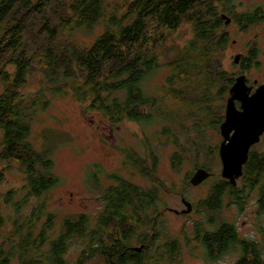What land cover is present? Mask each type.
<instances>
[{"label":"trees","instance_id":"1","mask_svg":"<svg viewBox=\"0 0 264 264\" xmlns=\"http://www.w3.org/2000/svg\"><path fill=\"white\" fill-rule=\"evenodd\" d=\"M65 1L0 0V163L16 164L24 174L27 189L20 201L14 200L15 191L1 197L0 228L6 222L1 204L12 207L14 216L10 220L13 231L0 243V264H10L15 258L17 264H67L66 255L76 244L82 251L75 264H86L96 254L107 264H178L182 245L166 235V228L161 229L163 205L157 187L142 190L113 176L116 184L102 192L105 208L95 221L86 213L60 216L48 211L43 199L59 181L52 175L53 153L59 140L41 137L42 146L36 149L31 136L49 101L45 92L53 97L70 94L78 103H90L84 113L92 111L113 125L122 119L137 124L153 121L151 116L140 115L138 108L155 102L144 84L156 74L157 58L135 52L145 41L150 21L157 24V38L181 23L192 25L190 47L195 50L191 58L195 65L184 75L188 85L200 81L210 87L220 76L213 56L222 53L228 43L227 35L219 33L224 23L217 14L216 1L72 0L71 6ZM236 20L247 29L264 21V14ZM98 27L103 32L90 45L74 38L78 32L89 34ZM181 56L186 58L182 52ZM255 61L252 51L246 61L248 68ZM109 63L114 67L105 74ZM36 66L43 72L42 88L26 96L22 91ZM167 81L174 94L173 77H167ZM193 98L190 94L184 104L191 108L203 101L192 103ZM222 120L212 125L218 127ZM164 133L176 142L173 129ZM151 168L155 170V161ZM243 172L236 186L222 178L213 182L197 205L205 219L200 224L204 227L193 238H185L198 243L207 262L235 254V264H264V243L241 237L223 215L231 205L238 211L245 210L247 196L255 191L258 208L264 212V151L251 149ZM145 176L150 174L146 172ZM30 200L41 203L32 206L29 213H21Z\"/></svg>","mask_w":264,"mask_h":264},{"label":"rangeland","instance_id":"2","mask_svg":"<svg viewBox=\"0 0 264 264\" xmlns=\"http://www.w3.org/2000/svg\"><path fill=\"white\" fill-rule=\"evenodd\" d=\"M71 1H65L66 5L71 6ZM216 7L218 16L226 15L231 22L219 31L221 35H227L228 43L222 53L213 56L219 64L220 76L211 82L210 87L203 86L200 81L188 85L184 75L191 73L195 65V59H191L192 55L195 56L194 48L190 47L194 38L191 24L181 23L177 29L165 31L158 38L154 35L156 22L146 24L145 41L135 48V52L142 57L154 54L158 70L144 84L146 93L155 102L146 107L140 106L138 112L151 116L153 121L137 124L122 119L113 125L108 118L92 111L84 113V108L90 103H78L70 94L53 97L45 92L49 101L34 125L31 143L38 149L42 146L41 137L45 136L50 141L59 140L53 153L52 170V175L59 181L43 199L48 211L60 216L86 213L95 221L105 208L102 192L116 184L113 176L142 190L157 187L163 205L160 207L163 216L161 229L166 228V235L178 239L182 245L178 264L236 263L235 254L207 262L198 243L193 240L187 242L185 238H193L195 232L204 227L200 224L205 219L197 205L207 196L213 182L221 179L219 146L222 137L219 126L215 127L212 123L224 120L228 91L233 81L243 74L251 85L254 82L264 85V21L244 29L236 20L245 15L264 14V0H218ZM222 21L224 23L225 20ZM102 32L103 28L98 27L89 34L78 32L74 38L79 43L90 45ZM252 51L256 53L255 67L246 71L244 65L234 64L237 55L241 54L245 59ZM181 52L186 58L181 56ZM188 54H191L190 58ZM113 67V63L107 64L105 74ZM34 69L29 84L22 91L26 96L35 95L42 88L43 72L38 66ZM205 75L211 78L210 73ZM169 76L176 84L174 94L167 81ZM190 94L195 97L192 103L203 101L189 108L184 101ZM170 129L177 135L175 143L164 133ZM252 149L264 151V137ZM153 161L154 171L151 168ZM139 169L150 177L140 173ZM198 169L208 171L212 176L201 185L192 186L190 179ZM0 173V202L1 197L10 191L16 192L15 201L23 199L27 189L20 168L16 164L8 166L7 163H0ZM255 192L247 196L245 210L238 211L231 205L223 211V215L225 220L234 224L241 237L264 243V212L258 208ZM182 199L191 204L192 210L187 215H176L174 211L187 209ZM39 202L41 200H30L23 205L21 213H29L32 206ZM1 207L6 220L0 228V243H3L13 231L10 220L14 214L12 207L3 204ZM191 245L195 246L192 248ZM81 251V245L72 246L66 255L67 264H75ZM10 264H17V258ZM86 264L107 263L104 257L96 254Z\"/></svg>","mask_w":264,"mask_h":264},{"label":"water","instance_id":"3","mask_svg":"<svg viewBox=\"0 0 264 264\" xmlns=\"http://www.w3.org/2000/svg\"><path fill=\"white\" fill-rule=\"evenodd\" d=\"M217 1V0H214ZM224 25L227 26L231 20L221 16ZM239 56L235 57L237 63ZM251 88L246 85L244 76L238 77L229 89V98L226 102L224 122L220 125V134L223 139L219 146V158L222 169L220 177L236 186L243 176V168L248 162L251 148L260 142L264 135V85L258 87L253 94ZM240 103V109L236 108L235 102ZM212 174L208 171L198 169L191 177L190 184L199 186ZM186 210L174 211V213L187 215L192 206L182 199Z\"/></svg>","mask_w":264,"mask_h":264},{"label":"flooded vegetation","instance_id":"4","mask_svg":"<svg viewBox=\"0 0 264 264\" xmlns=\"http://www.w3.org/2000/svg\"><path fill=\"white\" fill-rule=\"evenodd\" d=\"M237 56H239V59H238V62L237 63H235L234 62V64H236V65H238V64H242V65H244V68H245V70L246 71H248V69L250 70V69H252L253 67H255L254 66V64H252V66H251V68H248V63L246 62L247 61V58H245V59H243V57H241V54H239V55H237ZM234 60H235V58H234ZM240 76H244L245 78H246V85H247V87H250L251 88V93L250 94H253L254 92H255V90L258 88V87H260V86H262V85H258L257 84V82H254L252 85L249 83V80H248V78L246 77V75H240ZM240 76H238V77H240ZM238 77H236V79L238 78ZM235 79V80H236ZM235 80L233 81V83H232V85L234 84V82H235ZM232 85H231V87H232ZM228 93H229V91H228ZM227 102V101H226ZM235 105H236V108L239 110L240 109V103L238 102V101H236L235 102ZM224 122V120L221 122V124ZM220 124V125H221ZM220 125H219V128H220ZM221 135V134H220ZM264 137V135L263 136H261V139ZM261 139H260V142H261ZM222 141H223V139H222ZM221 141V142H222ZM258 145V144H257ZM256 146V145H255ZM255 146H253V147H255ZM252 147V148H253ZM251 148V149H252ZM180 213V212H179ZM177 215H180V214H177Z\"/></svg>","mask_w":264,"mask_h":264}]
</instances>
